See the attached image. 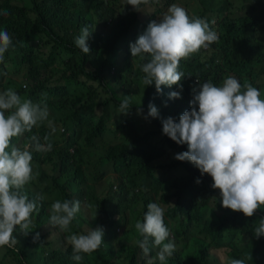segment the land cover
Instances as JSON below:
<instances>
[{"label":"trees","instance_id":"1","mask_svg":"<svg viewBox=\"0 0 264 264\" xmlns=\"http://www.w3.org/2000/svg\"><path fill=\"white\" fill-rule=\"evenodd\" d=\"M67 1L49 0V6L46 1L38 0H30V4L27 2L30 6L15 5L12 0H3L0 4V31L6 30L12 38V45L8 50L21 49L22 64L28 70L23 73L22 66L14 64L7 58L3 78H8L10 75H24L26 81L31 84L28 90V99L31 101L41 97L44 93L43 87L51 90L55 96L62 95L64 92L62 86L58 84L50 86L47 80L41 79L33 72L39 63V53L33 45L27 44H32L30 42L33 41L30 40L36 37L45 38L48 44L71 53V57L65 61L62 77L70 81H78L81 77L89 81L94 79V72L85 66L87 59L90 58L82 55L74 44V38L80 35L83 27L88 26L89 31L93 29L94 13L91 8H66ZM162 2L163 0H146L139 6V12L135 11L131 5H127V0H117V2L108 0L95 4V12L101 20L111 21L117 15L120 16L119 20L111 26L110 31L100 38V49L103 54L110 56L117 51L119 44L130 36L134 26L142 20L140 13L145 7L156 6L154 13L160 18L162 9L159 6ZM169 3L170 0H167L166 5ZM31 13L35 17H32ZM153 21L154 17L149 20L147 26ZM217 25L222 32L221 39L218 37V40L208 49L202 48L196 52L193 59L185 58L180 61L178 71H182L185 76L180 82L183 87L180 99H169L170 92L179 91L176 85L161 87L162 91L159 94L153 85L144 86L145 74L141 70V65L145 63V60H142L138 68L133 71L131 81L124 76L126 72L131 71L128 53L121 55L113 66H109L107 62L97 66L92 65L97 73L107 72L125 81L123 87L129 92L131 100L139 103V109H144L148 115V105L151 103L157 107L159 117L155 119L149 117L141 125L138 123L143 119L141 114L138 115V111H131L125 118L119 117L120 107L115 109L110 105L112 101L101 99L99 90L93 86L87 89L83 97L84 101L79 99L71 102L70 116L59 114L58 120L63 126H69L78 121V125L85 127L80 130L75 129L65 139L64 146L59 145L53 137H48L47 143L52 144V150L43 153L44 159L41 161L48 165L49 171L41 170L39 167L37 170L41 173V180H32L22 189V193L37 204L38 211H34L30 217L34 229L32 225V232L24 240L21 248L17 246L9 248L2 255L0 264H13L15 256L18 264H77L72 259V247L69 243L68 246L65 245L66 247L48 251L40 240L43 229L50 223V207L45 198L39 199V197L53 192L61 195L62 202L68 200L74 192H77L75 196L77 194L79 198L84 195V199L90 202L94 214V218L88 223L89 226L103 224L104 227L113 228L119 225L127 231V234H130L133 227L129 225L133 218L138 221L141 216L144 217L147 205L154 202L153 199H157V203L165 210L164 223L167 228L166 219L176 221L179 231H184L188 227L186 223L193 220L196 221L194 226L200 228L204 210L212 199L213 188L191 162H181L174 158L173 153L176 155L186 152L188 148L181 152L180 145L163 134L162 121L172 116L175 117L174 121L179 120L185 111L191 110L192 89L198 88L197 81L200 84L211 82L215 86H221L220 79L225 73H237L238 70V74L247 79L256 80L264 75V66L260 67L262 63L260 59H244L233 49L231 43L235 35L233 31L243 38L250 27L249 22L234 21L229 25H221L216 20L209 26L217 33L215 28ZM223 53L227 54L223 55ZM238 65L240 67L234 69ZM256 68H259L257 73L254 71ZM4 86V83L0 81L1 93L4 92L2 91ZM108 90L114 93L113 87L109 85ZM16 92L22 93L21 90ZM58 105L65 106L61 101ZM94 117H97L96 121ZM84 130H86L85 134L83 138H80ZM32 131L33 135H36L35 126ZM31 136L24 142L25 149H32L29 150L32 161H40L38 160L40 152L32 147ZM115 137L117 142L113 139ZM101 138H110V142L105 146L92 148L93 143ZM16 140H18L17 137L13 138L11 143ZM40 142L44 143L41 139ZM110 166L113 169H107L105 174L97 179V173L105 167L111 168ZM81 168L88 173L86 178L79 172ZM174 169L177 172L169 174ZM56 170H59L58 175L55 174ZM106 175L109 179L108 191L96 189L92 181H98ZM47 176H51V182L48 181ZM78 180L81 183L78 184ZM197 180H200L199 184L196 183ZM114 187H116L115 190ZM149 189L155 191L156 195L153 199L148 197ZM220 209L223 212L219 210L218 221L206 220L203 228L200 229L205 234V239L217 247L222 245L230 247L229 256L232 259H244L245 264H249L247 262L249 258L256 264H264V237L253 241L254 236H250V230L256 226V221L261 216L257 212L252 217H246L241 212L232 215L228 212L229 209L224 207ZM19 230V226L14 230L15 239ZM37 232L39 239L34 241ZM113 233L116 234V231ZM30 245L40 246V252L32 251L29 248ZM148 247H153L152 238H149ZM10 249L16 251L15 256ZM128 249L130 253L126 264H137V251L140 249L138 244L135 242ZM208 250H210L208 244L201 247L198 257L207 261ZM118 251L126 252L125 247H120ZM175 252H178L176 259L170 264H189L191 255H183L177 249ZM83 255L84 259L80 264H115L114 253L108 247L105 250L99 248L90 254Z\"/></svg>","mask_w":264,"mask_h":264},{"label":"clouds","instance_id":"2","mask_svg":"<svg viewBox=\"0 0 264 264\" xmlns=\"http://www.w3.org/2000/svg\"><path fill=\"white\" fill-rule=\"evenodd\" d=\"M145 2L127 0V5L139 12V6ZM91 33L85 26L74 38L75 46L85 54L90 52L87 40ZM217 40L218 34L206 20L195 16L190 18L184 8L173 3L158 21L148 25L135 43L130 44V51L132 57L144 59L145 54L150 56V60L141 65L146 86L154 83L159 94L162 85H176L179 91L170 92L169 99H180L183 91L180 82L185 77L182 71H178L180 61L202 48L208 49ZM11 45L9 33L0 31L1 78L8 54L14 51L8 50ZM197 84L198 88L192 89L191 110L185 111L179 122L171 117L163 120V134L177 145H187L188 150L177 153L174 158L191 162L201 175L207 174L212 178V187L220 191L222 207L252 217L257 209L264 206V98L252 83L241 85L233 76L226 78L221 86L211 82L200 84L197 81ZM131 99L124 96L119 108L121 113H129ZM148 108L144 119L159 117L155 105L150 103ZM139 114L141 111L138 109ZM45 121L51 126L46 103L23 99L12 88L0 92V247H16L20 231L26 240L32 232L30 217L38 211L36 202L22 193L24 186L35 179L32 154L26 149L10 148V142ZM44 140L45 143H41L37 135L30 137L31 145L37 152L52 150V144L47 143V135ZM196 183L199 184L200 180ZM43 198L49 202L46 196L39 197ZM49 207L48 224L68 231L81 209V202L68 198L63 202L57 200ZM164 212L158 203H149L143 222L135 223V229L142 237L136 241L139 248L148 255L149 238H152L153 247L158 248L156 258L161 264H166L176 250L174 241L169 239ZM17 226L20 230L15 239L13 233ZM103 236L104 230L100 227L89 229L86 234L70 235L67 241L72 247V259L80 264L83 254L100 248ZM260 237H264V219L261 218L254 229L255 240ZM38 239L37 232L34 241ZM247 262L251 264L249 258ZM147 264H153V261L149 259ZM228 264H245V260L230 259Z\"/></svg>","mask_w":264,"mask_h":264},{"label":"rangeland","instance_id":"3","mask_svg":"<svg viewBox=\"0 0 264 264\" xmlns=\"http://www.w3.org/2000/svg\"><path fill=\"white\" fill-rule=\"evenodd\" d=\"M3 0H0V4ZM40 2L46 1V4L49 6V0H38ZM108 0H68L65 4L66 8H74V7H84V8H91L94 13V27L90 31L92 32L89 39L87 40V45L90 48L89 54L83 53L79 48V52L82 55H86L88 58L87 63L85 66L92 70L94 72V79L89 81L85 80V78H80L78 81H70L62 77L64 75L65 71V61L71 57V53L67 50H59L57 47L53 46L52 44H48L45 40V38L36 37L34 40H30L33 42H30L32 44L27 45H33L35 49L37 50V53H39V63L35 66L33 69V72H35L37 75L41 77L43 80H47V84L50 86H54L55 84H58L62 86L64 89V92L62 95L55 96L51 90L43 87L44 93L41 94V97L37 100H33V103H46L48 105L49 109V120L51 121V126H49L48 121L43 122L42 124L35 126L36 131L35 134L45 143L44 137L47 135L48 137H53L56 141H58L59 145L64 146L65 139L74 132V130H80L82 127L78 125V121L74 124H71L69 126H63L60 121L58 120L59 114H67L70 116L71 109H70V103L73 101H77L79 99H82L87 93V89L91 86L96 87L99 90V94L101 95V99H108L112 101L110 103L111 106H113L115 109H118L120 107V103L122 102L124 96H129V92H127L124 87L123 83L125 81L115 78L113 74H108L107 72L104 73H97L92 68V65H99L102 62H107L109 66H113L117 59L123 55L128 53V63L131 66V71L126 72L124 76L132 80V74L133 71L136 70L139 66V63L142 60H145V63L150 60V56L148 54H145V58L141 59L140 57H132L130 55V44L135 43L138 36L141 35L144 31L147 29V23L149 20L154 17V21H158L163 14L167 11L168 7L175 3L178 6L184 8L187 12V14L192 16H201L202 19L206 20L209 25H211L214 21H218L221 25H229L233 23L234 21H247L249 22V29L244 35L243 38H240L238 36V33L236 31H233L235 35L231 39V43L233 45V49L238 52L244 59L250 60V59H260L262 61L260 67L264 66V0H170V3L166 5L167 0H163L162 4L159 6L162 9V12L160 13V18L155 15L154 9L156 6H147L144 9L141 10V17L142 20L136 24L131 31L130 36L122 41L119 44V47L116 52L111 54L110 56H106L103 54L102 50L100 49V38L102 35H105L108 33L111 29V26L114 25L120 18L119 15L115 17V19L109 21V20H101L98 15L95 12L94 5L95 4H101L103 2H106ZM114 2H117V0H113ZM30 0H12V3L15 5H23V6H30L29 4ZM46 6V7H48ZM207 10L209 12H207ZM32 17H35L33 13H31ZM216 31L218 33V37L221 39L222 32H220L218 25L215 27ZM22 53L21 49H18L16 51H10L8 54V58L12 60V62L18 66H22L23 73H26L28 70L27 68L22 64ZM227 53H223V55H226ZM196 56V53L191 54L188 59H193ZM78 57V54H77ZM241 65V63H240ZM240 65L234 67L239 68ZM254 71L257 73L259 71V68L254 69ZM239 73V70L237 73L235 72H229L225 73L223 78L220 79V83L222 85V82L228 78L229 76H233L237 78L241 85H243L245 82H250L254 87H256L261 92V98H264V75H261L256 80H253V78L247 79L244 76H241ZM0 79L4 83V87L2 88V91L7 90L8 88H12L15 91L21 90L22 93H19V95L23 99H28V90L31 88V84L29 81H26V78L24 75L18 76V75H10L8 78H1ZM128 83V82H127ZM144 84V83H143ZM108 85L113 87L114 93L108 90ZM155 87V84H152ZM144 86H146L144 84ZM162 88L167 87L166 85H162ZM130 91V90H129ZM81 100V101H82ZM63 102L65 104L64 107H60L58 105L59 102ZM139 109V103L133 102L131 100V109L128 114L119 113V117L125 118L127 115L130 114L131 111H138ZM141 111L142 115V121L138 123L139 125L143 124L144 117H146L147 113L143 109H139ZM172 119H175L174 116H172ZM94 120H97V117H94ZM175 122H179V120H176ZM85 131L81 132L80 138H83ZM34 132L31 130L27 134L24 133L23 135L17 137L18 140H16L14 143L10 142V148L11 147H18L21 150H24L26 146L24 145L25 140L33 135ZM13 139V138H12ZM116 140V137L113 138ZM110 142V138H101L96 140L93 143L92 148H97L101 146H105ZM187 145H180V151L187 149ZM28 150H32L29 148ZM44 152L39 153L38 160L40 161H31L33 174L35 176V179L33 181L41 180V173L37 170L39 167L41 170H47L49 171L48 165L45 164L44 161H41L44 159ZM175 157V153H173ZM111 167V166H110ZM107 169H113L105 167L101 171L97 173V179L105 174V171ZM79 172L83 174V177L86 178V175L88 174L85 172L84 168L79 169ZM85 172V173H84ZM174 172H177L176 169H174L169 174H172ZM38 173V175H36ZM55 174H59V170L55 171ZM110 175V174H108ZM108 175L103 177L102 179L98 181H92V184L96 187L98 190L108 191V182L109 179L107 178ZM204 178L209 182V184L212 186L214 181L212 178L204 174ZM48 181L51 182V176H47ZM110 185V183H109ZM106 187V188H105ZM104 188L106 190H104ZM213 188V187H212ZM116 187H114V190ZM118 191V189L116 190ZM71 193V196L69 200H79V195L76 194L75 197L72 198L73 195ZM148 197H152V199L155 197V191L152 189H149ZM212 199L210 201L209 206L204 210V217L200 222V228H196L194 225L196 224V221L193 220L192 222H187L186 225L188 226L183 231H179L177 229L178 223L176 221H172L170 219H166L168 229L170 232V239L174 241L176 249L181 252L183 255H191V258L188 260L189 264H228V261L232 259L229 256V252L231 251L230 247H227L226 245L222 246H215L214 244H210V241L205 239V234L200 230L203 228V225L205 224L206 220L210 221H218V218L220 216V207H222V200H221V194L218 189L213 188L212 192ZM49 205L51 206L52 203L59 200L62 201V197L58 192H53L50 195L45 194ZM85 196H82V199L79 200L81 202V209L77 213L76 218L72 221L69 230L67 231L68 236L72 234H86L89 229H96L97 227H100L104 230V236H103V243L100 246L102 250H105L106 247L110 249L114 253V259L115 264H126L127 257L129 252L128 247L135 243L137 240L141 238V236L138 234V232L135 229V223L137 222L136 218H133L132 222L129 226L133 227V231L130 234H127V231L119 225H116L113 228H109L107 226H103L97 224L96 226H89L88 223L94 218V214L92 211V207L90 206V202L87 201V199H84ZM155 203H157V199H153ZM219 207V208H218ZM137 211H135L136 213ZM223 212V211H222ZM232 215L235 214L231 209L228 211ZM257 213L260 214L261 219H264V206H261L259 209H257ZM82 220L83 222L80 223L79 221ZM231 220L233 221V217L231 216ZM259 220L256 221V226L259 225ZM140 222H143V217L141 216L138 220ZM33 229H34V224ZM234 225V229H235ZM58 233L48 232L46 234L45 241L48 243V249L49 251L58 250L62 248L63 245L67 244V240H62V233H65V231H61L57 227ZM113 231H116V234L113 233ZM18 241L17 247L21 248L24 243V236L23 233L20 231L19 236L16 239ZM115 242L111 243V242ZM255 241V238L253 239ZM137 244V243H136ZM209 245L210 250H208V253L206 255L207 261H204L202 258L198 257V251L201 247L204 245ZM65 246V247H66ZM64 247V248H65ZM120 247H125L126 252H119ZM12 254L15 256V250L10 249ZM158 251V248L156 247H150L148 255H145L141 249L137 251V264H147L148 260L151 259L153 261V264H161V262L156 258V252ZM178 252H174L173 256L169 258L166 262V264H170L173 260L176 259V255ZM46 256V255H45ZM44 256V257H45ZM13 264H18L17 257L15 256V262ZM251 264H256L254 261L251 262Z\"/></svg>","mask_w":264,"mask_h":264},{"label":"crops","instance_id":"4","mask_svg":"<svg viewBox=\"0 0 264 264\" xmlns=\"http://www.w3.org/2000/svg\"><path fill=\"white\" fill-rule=\"evenodd\" d=\"M79 183H81V181L80 180H78V184ZM73 197H75V195L74 196H72V198ZM82 198H79V200H81ZM48 232H53V233H58V230H57V227H53L52 225H50L49 224V226L48 227H46V228H44L43 229V234H41V241H42V243H43V247L46 249V250H48L49 251V249H48V243L45 241V238H46V234L48 233ZM59 234V233H58ZM63 235H62V240H67V238L69 237L68 236V233H67V231H65V233H62ZM67 243H68V241H67ZM115 243V242H114ZM66 245V244H65ZM65 245H63V246H65ZM62 246V247H63ZM30 249L32 250V251H36V252H40V246H32V247H30ZM8 250V248L7 247H0V258L2 257V255L6 252Z\"/></svg>","mask_w":264,"mask_h":264},{"label":"flooded vegetation","instance_id":"5","mask_svg":"<svg viewBox=\"0 0 264 264\" xmlns=\"http://www.w3.org/2000/svg\"><path fill=\"white\" fill-rule=\"evenodd\" d=\"M256 228V226H253L252 229L250 230V236H254V229Z\"/></svg>","mask_w":264,"mask_h":264}]
</instances>
